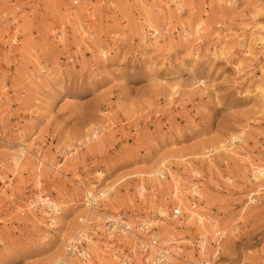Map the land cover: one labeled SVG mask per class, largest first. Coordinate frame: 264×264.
Listing matches in <instances>:
<instances>
[{"label":"rangeland","instance_id":"374dc122","mask_svg":"<svg viewBox=\"0 0 264 264\" xmlns=\"http://www.w3.org/2000/svg\"><path fill=\"white\" fill-rule=\"evenodd\" d=\"M239 133L236 155L212 150ZM248 162L264 170V0H1L0 264H51L88 208L101 210L100 231L86 233L103 253L87 243L64 264H123L103 247L114 215L148 220L178 248L171 264H264V179ZM160 167L217 221L202 251L170 178H148ZM92 186L112 188L109 200L87 207ZM42 195L60 208L53 225Z\"/></svg>","mask_w":264,"mask_h":264},{"label":"bare ground","instance_id":"6f19581e","mask_svg":"<svg viewBox=\"0 0 264 264\" xmlns=\"http://www.w3.org/2000/svg\"><path fill=\"white\" fill-rule=\"evenodd\" d=\"M74 5L75 4H77V1L78 0H70ZM151 29L154 31V33L155 32H157L155 29H154V27L153 26H151ZM158 34H159V32H158ZM154 37H155V35H153ZM247 55H249V53H247ZM95 132V131H94ZM92 133V132H91ZM96 133H94V134H91V136L93 135L94 137H93V139L94 138H96V135H95ZM85 140L86 141H88L89 140V138H88V136H85ZM241 143H243V135H242V133H239V134H237V135H232L230 138H229V142L228 143H220L219 144V146L217 147V148H213L212 150L213 151H215V152H219V151H222V152H226V153H230V154H235L236 155V151H234L233 152V148L237 145V144H241ZM27 148V147H26ZM235 149H236V147H235ZM24 151H26V149H24ZM206 155V154H205ZM240 157V159H242L243 161H249L250 159H248V158H246V157H244V156H239ZM209 157L206 155V157H205V159L207 160ZM209 161V160H208ZM251 161V160H250ZM250 167H252V172H253V175H254V180H255V182H258V181H260L259 179H261L262 178V180L264 179V170H262V169H258V168H256V167H254V165L253 164H251L250 162H248L247 163ZM162 166V165H161ZM164 166V165H163ZM193 173V175H195V176H198L199 174L197 173V172H195V171H193L192 172ZM149 176H148V178H150L151 179V181H153V182H157L158 183V185H159V187H161V185L162 184H160V182H162L161 180L162 179H164L165 180V176H162V175H164V171L163 170H161V167H160V169H157V170H154V171H151L149 174H148ZM174 176V175H173ZM172 175H171V173L170 172H168V177L167 178H170V184H171V186H172V189H173V192H174V194H173V197H174V204L178 207V208H180V209H182L183 211H184V213H186L187 214V219L188 220H195L196 222H197V224H198V229H199V234H200V244H199V247H200V249H201V251L204 249V237H206L207 235V233H208V231H209V229L210 228H214V227H216V220H213V222H211L208 218H202V217H200L199 216V212H197V211H199V210H197V211H193L192 209H195V207L196 206H194L193 204L191 205V207H192V209H189L188 207H187V204L185 203V196H182V192H181V189H179V183H178V181L173 177ZM166 178V179H167ZM187 185V184H186ZM192 187H193V189H192V194H193V196H196V197H198V194H197V192H196V190H197V188L198 187H195L194 185H192ZM258 187H260V185L258 186ZM93 188V190H91ZM92 188L91 189H89V190H87V191H85V194H86V200H85V205L87 206V207H89V205L90 206H95L96 205V202L95 201H93L94 199H95V197L96 196H98V198H101V199H103V200H105V201H107V200H109V193H112L113 192V189L112 188H106L105 190H103V191H101V192H99L98 193V191H97V189H96V187H94V186H92ZM156 188V187H155ZM186 188V187H185ZM260 189V188H259ZM186 190V189H185ZM137 193H138V197L140 198V199H142V197L144 196V192H145V189H144V187H143V185H139L138 186V188H137ZM52 201V200H51ZM42 203V200L39 202V204H41ZM59 210H60V208H59V206L58 205H56V204H52V208L49 210V211H51V213L52 214H49L48 212H44L43 211V217H44V219H47L49 222H51V224L53 225V221H54V218H55V216H57V214H58V212H59ZM101 211V210H100ZM100 211L99 210H96V209H92V208H88L87 209V217H85V218H82V219H80L78 222L79 223H81L82 224V226H80L79 228H78V226L77 225H71L70 227H69V229H68V234L70 235V234H75V236H76V238H79V236H80V238L79 239H83L86 243H94L93 242V240H91V239H89L88 238V236H87V233H88V230H90L91 229V227L89 226L90 224H92L93 226L94 225H100L99 223H100V221H101V213H100ZM175 211L177 212V216H179V212H178V210L177 209H175ZM158 212H159V214L160 215H164V209H163V207H158ZM119 215H114V216H107L108 218H105V220H104V222L105 221H108V220H110V221H115L116 219H117V217H118ZM175 217V216H174ZM92 223H91V222ZM103 222V223H104ZM142 222H145V223H147L149 226H152V224H150L149 223V221L148 220H146V221H142ZM73 224V223H72ZM138 224V223H137ZM136 224V225H137ZM126 225L128 226V231H126V232H121L120 234H115V235H112V233L113 232H110L109 234L108 233H106L105 231H103L102 230V235H104L105 237H106V242H104V248H106V249H109V248H113V252H114V255H116L117 254V252H121V255H122V257H121V262L123 263V264H133V261H132V258H134L135 256H136V251L135 250H133V249H129V251H125L126 253H124L122 250H117V249H115V245H117V244H112L111 242H113V240L111 239L112 238V236L114 237V239H119V238H123V240H126V241H128L129 243H130V245L131 246H138V248H139V243L142 241V240H144V239H146V236H145V233H143V232H139V231H136L134 228L136 227L133 223H129V222H126ZM159 225V224H158ZM162 226H163V224H161ZM104 226V225H103ZM95 227V226H94ZM98 227V226H97ZM161 228V227H160ZM164 228V229H163ZM161 230H162V232H163V234L164 235H168V236H170V234H169V232H168V230L166 229V227H163ZM94 232H95V234H97V232H99L100 231V227H98V228H94ZM87 232V233H86ZM67 234V235H68ZM155 234H156V232H155ZM68 235V236H69ZM217 236H219V232L218 231H215L214 232V235L212 236V237H214V239H216L217 238ZM87 237V238H86ZM67 238L68 237H65L64 239H63V242H66L67 241ZM158 238V237H157ZM75 239V238H74ZM74 239H72V240H70L69 242H68V244L71 242V241H73ZM137 239H139V240H137ZM170 239H171V237H169V238H165V240L166 241H168V242H171L170 241ZM108 242H110L111 243V245L108 243ZM138 242V243H137ZM95 244V243H94ZM137 244V245H136ZM89 245V244H88ZM165 246V247H167V249L171 252V257H172V253H173V251H172V249L174 250V248L176 249V250H178V248L175 246L174 248H173V245H171V244H168V245H163V242L160 240V239H158V246ZM94 246V249H95V254L97 255V257H98V259H99V257H100V253H103L101 250H100V248H98V246L95 244V245H93ZM66 248V247H65ZM66 250V249H65ZM103 250V249H102ZM154 249L153 248H149L148 249V253H145V254H142V252L139 250V254H140V258H144V261H140L139 263H134V264H148L147 263V261H148V258H149V256H150V254L152 253V251H153ZM178 253V252H177ZM175 254V258L177 259L178 258V254ZM104 255V254H103ZM69 256L70 257H73V258H75V259H82V260H84V258H86L87 257V252H86V256L85 257H75V256H71L70 254H68V253H66L65 251H64V253H62V256H59V257H57L53 262H51V264H64V262L65 261H68V260H71L70 258H69ZM171 257H169V259H168V262H169V264H171V262H170V259H171ZM113 259H116L117 260V257H115V256H113ZM102 260V259H101ZM106 264H110V262H108V260L106 261ZM111 264H114V262H111Z\"/></svg>","mask_w":264,"mask_h":264},{"label":"built area","instance_id":"2783aa9c","mask_svg":"<svg viewBox=\"0 0 264 264\" xmlns=\"http://www.w3.org/2000/svg\"><path fill=\"white\" fill-rule=\"evenodd\" d=\"M73 1V0H72ZM1 2V0H0ZM74 2V1H73ZM42 203L39 205L45 210H49L52 208L51 199L49 196H41ZM29 204L32 206L34 203L29 201ZM172 216H177V212L175 210L171 211ZM103 230L106 233L113 232L112 235L120 234L122 231H128V226L126 225V221L122 218L121 215L117 217V219L113 221H105L103 223ZM136 230L139 232L145 233L146 239L142 240L139 243V250L142 254L148 253V249L151 247L154 250L150 254L147 263L148 264H169L168 259L171 257V252L165 246H158V238L155 234L156 229L150 227L145 222H140L136 225ZM86 246L87 243L83 239L75 238L66 246V253L75 257H85L86 256ZM144 261V258H142Z\"/></svg>","mask_w":264,"mask_h":264}]
</instances>
